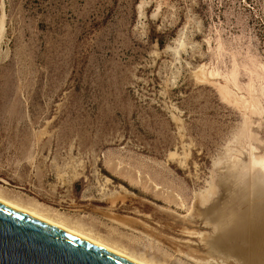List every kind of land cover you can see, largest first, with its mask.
I'll use <instances>...</instances> for the list:
<instances>
[{"label": "rangeland", "instance_id": "1", "mask_svg": "<svg viewBox=\"0 0 264 264\" xmlns=\"http://www.w3.org/2000/svg\"><path fill=\"white\" fill-rule=\"evenodd\" d=\"M263 164L264 0H0V196L160 264H264L232 236Z\"/></svg>", "mask_w": 264, "mask_h": 264}, {"label": "water", "instance_id": "2", "mask_svg": "<svg viewBox=\"0 0 264 264\" xmlns=\"http://www.w3.org/2000/svg\"><path fill=\"white\" fill-rule=\"evenodd\" d=\"M0 264L134 263L0 203Z\"/></svg>", "mask_w": 264, "mask_h": 264}, {"label": "bare ground", "instance_id": "3", "mask_svg": "<svg viewBox=\"0 0 264 264\" xmlns=\"http://www.w3.org/2000/svg\"><path fill=\"white\" fill-rule=\"evenodd\" d=\"M258 165V164H256ZM262 167V168H261ZM260 168L264 171V164L261 165ZM1 194V192H0ZM3 196V195H2ZM0 196V203L8 206L12 209H15L19 212H22L26 215H29L33 218H36L40 221H43L47 224H50L54 227H57L61 230H64L72 235H75L89 243H92L104 250H107L121 258H124L134 264H160L153 257L145 256L139 254L137 252L131 251L124 246H121L117 242H113L107 240L103 236L95 233L91 228L83 226L82 222L77 220L68 221L65 218L59 216H52L45 212L41 211L38 207L27 206L12 201L11 199H7ZM257 202L261 205L255 206L251 209L247 217L241 222L240 220L237 222L236 226H234V230L232 232L233 238L248 240L253 247V253L256 259L261 263L263 262L264 256V221H263V195L261 194L257 198ZM112 206V205H111ZM49 213V212H48ZM232 215V213H231ZM230 215V216H231ZM235 216V215H234ZM230 222V220H229ZM85 224V223H84ZM89 225V224H88ZM232 239V238H231ZM234 240V239H233ZM235 249V248H234Z\"/></svg>", "mask_w": 264, "mask_h": 264}]
</instances>
